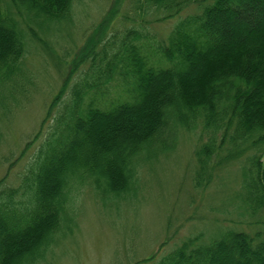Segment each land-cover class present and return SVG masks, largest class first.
<instances>
[{"label":"trees","instance_id":"1","mask_svg":"<svg viewBox=\"0 0 264 264\" xmlns=\"http://www.w3.org/2000/svg\"><path fill=\"white\" fill-rule=\"evenodd\" d=\"M143 2L170 11L197 2L202 11L179 22L168 43L150 46L146 55L132 44L121 62L117 53L105 65L92 64L98 76L78 85L55 116L22 186L0 192V264H36L71 218L74 185L89 181L123 197L135 187L141 156L170 147L167 139H176L182 127L202 124L208 137L198 154L199 181L209 177L214 157L221 164L245 156L244 208L264 214V0ZM6 3L29 19L68 18L73 0H0V81L14 74L26 51L24 31L5 14ZM120 64L125 98H112L110 106L88 101ZM257 223L264 226V219ZM233 228L204 243L190 238L152 264H264V230Z\"/></svg>","mask_w":264,"mask_h":264},{"label":"rangeland","instance_id":"2","mask_svg":"<svg viewBox=\"0 0 264 264\" xmlns=\"http://www.w3.org/2000/svg\"><path fill=\"white\" fill-rule=\"evenodd\" d=\"M179 7L160 10L143 0H73L68 18L29 19L16 5H4L5 14L24 31L26 51L14 74L0 81V192L22 186L54 129L55 116L78 85L98 76L93 63L105 65L120 53L119 63L132 44L146 55L151 47L167 44L179 22L202 11L197 2ZM156 56L163 58L160 51ZM121 68L88 101L110 106L112 98H125ZM207 139L202 124L179 129L176 139H167L170 147H153L141 156L135 187L123 197L114 198L89 181L74 185L71 218L36 264H152L190 238L204 243L228 228L264 230L257 223L264 214L252 216L244 208V155L221 164L214 157L209 177L199 181L198 154Z\"/></svg>","mask_w":264,"mask_h":264}]
</instances>
